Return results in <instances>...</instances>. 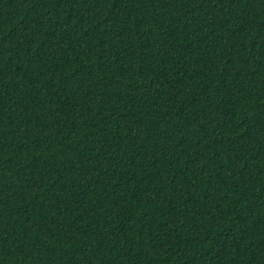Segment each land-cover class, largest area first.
I'll use <instances>...</instances> for the list:
<instances>
[{
  "label": "trees",
  "instance_id": "trees-1",
  "mask_svg": "<svg viewBox=\"0 0 264 264\" xmlns=\"http://www.w3.org/2000/svg\"><path fill=\"white\" fill-rule=\"evenodd\" d=\"M0 264H264V0H0Z\"/></svg>",
  "mask_w": 264,
  "mask_h": 264
}]
</instances>
